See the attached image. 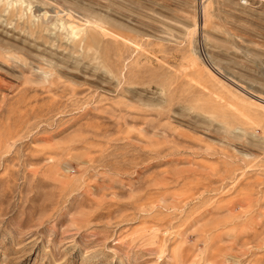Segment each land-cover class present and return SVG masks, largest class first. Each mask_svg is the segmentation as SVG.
<instances>
[{
	"label": "rangeland",
	"instance_id": "rangeland-1",
	"mask_svg": "<svg viewBox=\"0 0 264 264\" xmlns=\"http://www.w3.org/2000/svg\"><path fill=\"white\" fill-rule=\"evenodd\" d=\"M0 264H264V0H0Z\"/></svg>",
	"mask_w": 264,
	"mask_h": 264
}]
</instances>
